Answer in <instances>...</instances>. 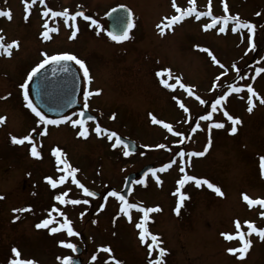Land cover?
<instances>
[{
	"label": "rangeland",
	"instance_id": "rangeland-1",
	"mask_svg": "<svg viewBox=\"0 0 264 264\" xmlns=\"http://www.w3.org/2000/svg\"><path fill=\"white\" fill-rule=\"evenodd\" d=\"M176 3L182 9L190 6L188 0H176ZM224 3L228 7V15L239 16L247 22H250L253 12L264 8V0H211L213 16L225 15ZM208 4L209 0H195L197 11L206 12ZM40 5L38 0L31 6L29 14L25 12L24 0H0V10L12 13L10 21L0 17V34L5 36V43L19 42V48L13 50L11 57L0 55V116L6 118L0 124V196L4 197L0 199V264H9L14 258L11 252L14 247L20 251L21 259H32L37 264H61L63 257H72V252L61 246L60 241L80 247L82 264H114L113 257L120 264H149L158 252L154 250L151 257L148 255L150 238L143 244L140 242L139 229L135 225L143 213L131 210L129 222L119 212L121 205L116 197L108 196L105 200L85 197L71 176L53 189L45 178L58 179L63 174L58 168H63V164L57 165L52 149L61 148L64 153L62 159L79 169L76 179L100 195L112 190L118 192L125 177L146 164L161 168L169 163L174 150L182 145L185 138L186 144L181 146V150L198 152L203 140L209 135L211 137L212 133L202 135L197 130L192 131L197 123L200 129L204 127L198 119L200 110L195 97L199 96L198 89L211 79V68L206 63L213 61L215 43L220 47L219 60L226 54L225 44L229 41L233 24L230 22L223 33L219 32L220 24L205 30L204 25L210 23V17L196 19L192 15L181 24L174 25L173 31L165 29L161 35L157 23L164 21L165 17L177 15L169 0H45V5L51 9L55 5L57 11L67 9L70 14L83 8L84 14L95 18L99 24L113 6H125L133 13L137 27L129 33L130 38L122 46H111L107 38L96 40L91 36V27L80 21H75L78 28L76 37L70 38L72 22L66 25L62 17H55L59 25L58 44L40 45L48 52H69L77 56L86 62L93 76L96 75L94 87L89 90L91 93L99 91L93 100V106L101 116L99 125L140 146L135 154L125 156L122 154L124 149L112 147L115 137L109 140L107 134L93 135L96 126L87 128L88 137L85 139L77 135L79 127L73 129L71 123L66 127L45 129L38 117L32 118L24 113L26 104L18 84L24 71L27 74L31 62L33 64L38 58L37 43L45 40L42 20L37 18L45 5L43 9ZM251 11V17L246 18ZM44 18L48 25L53 23L51 14ZM26 39L32 40L31 49ZM224 61L227 62L226 59ZM161 69H171L173 77H180L184 85L192 88L194 95H190V100L184 92L181 94L180 86L168 89L160 83L161 78L156 76V72ZM105 72L108 73L106 77L103 76ZM169 83H175V80H169ZM180 103L189 111L184 112L179 107ZM152 116L171 124L173 131L182 133L183 137L173 135L162 124L153 123ZM246 119L248 126L235 138L226 137L221 130L215 141L217 152L213 149L204 161L191 157L189 164L187 156L183 161L174 157L176 163L167 171L156 174L161 184H157L153 175L144 183L133 184L128 202L161 209L149 214L146 226L160 237V247L166 249L164 264H264V241L259 243L257 239H251L245 258L238 259L239 253L229 254L226 249L240 247L239 240L229 241L221 235L234 234L233 221L237 219L245 231L247 228L243 222H254L252 215L264 212L259 205L247 211L240 200L242 194L253 199L264 198V176L258 173L261 171L260 157L264 156V113L247 116ZM205 128L206 131L209 124ZM42 130L47 134H37ZM29 133L36 135L33 143L41 153L40 158L30 154L31 145L27 142L23 145L11 142V136L21 138ZM160 144L165 147H157ZM200 162H203L202 166ZM181 165L190 176H208L218 180L224 193L219 196L220 201L212 207L205 206V202L209 203L208 197L188 184L185 185L186 190L180 189L188 199L177 215L174 208L178 195L173 193L179 187L178 180L186 175L179 171ZM62 193H67L65 200H88V203L61 204L55 197ZM24 207H30L31 211H13ZM61 212L71 221L77 234L70 237L66 230L61 229L52 238H46L43 228L38 229L35 225L50 218L52 223L47 227L50 232L52 227L63 223ZM256 224L264 228V220L256 221ZM102 246L109 247L111 253L101 251ZM92 256L96 259L92 260Z\"/></svg>",
	"mask_w": 264,
	"mask_h": 264
},
{
	"label": "snow or ice",
	"instance_id": "snow-or-ice-1",
	"mask_svg": "<svg viewBox=\"0 0 264 264\" xmlns=\"http://www.w3.org/2000/svg\"><path fill=\"white\" fill-rule=\"evenodd\" d=\"M36 2H37V0H24L25 12L30 14V8L32 5L36 4ZM188 2H189L190 6L186 9H182L181 7H179L177 5L176 0H172V7L175 9V12L177 13V15H172L171 17H165L164 21H162L161 24L157 25V28L159 29L161 35L164 34L165 28H170L173 24L182 21L186 17L195 15L196 19H200L203 16H208V17H210V23L204 25L205 30H208L209 28H212V27L216 26L217 24H220L221 26L219 27V32L223 33L226 31V28L229 25V23L232 22V24H233V27L231 28L232 32L235 33L239 30L246 29L248 34H249V37H248L249 47H251V48L255 47V45L253 43V35L255 33V25L250 23V22H247V21H242L239 16L228 15L227 14L228 13V7H227L226 3H224L225 15L222 17H215V16H213L212 11H211V0H209L208 10L206 12L197 11V9L195 7V0H188ZM39 3L41 5H45V0H39ZM121 7H123V6H121ZM112 11L116 12L117 9H113ZM49 14H51L52 17L64 18V23L66 25L69 24V21L72 22L70 25V27L72 28V33H71L70 38L76 37L78 28L75 24V21H76L77 17H83V19L85 21H91V25L95 26V28L97 30V34H99V31L102 30L101 25L96 20L92 19L90 16L85 15L83 13V11H77L74 14H70L67 9H65L63 11H53L51 8H48L47 5H45V9L42 12V15L44 17H48ZM257 15H259V13H257ZM0 17H6L10 21L12 19V13L10 10H8V11L0 10ZM25 19H27V16L25 17ZM165 21H166V23H165ZM134 27H135V25L133 22V13L131 12V10H126V15L124 17H119V16L116 17L115 28L112 31H108L107 35L111 40H113L117 43H120V42L125 41V40L130 38L129 33H130L131 29H133ZM43 28L45 29V31L42 32V36L45 40L50 39V36H49L50 32L58 30L56 28H50L47 22H45L43 24ZM0 31H2V30H0ZM18 48H19V42L18 41L13 40L9 43H5V36L0 34V55L11 57L13 50L18 49ZM203 51L207 52L208 49H203ZM209 54L211 55V53H209ZM42 55L44 56V59L41 61V63H39L36 67H34L31 70V72L28 73L27 79L29 81L32 80V78L37 75V73L39 72L40 69H42L46 64H49L50 62L51 63H60L61 61H74L75 64L79 65V68L82 70L84 81L90 82L91 77H90L89 69L86 65V62L82 59L77 58V56L69 54V53H62V54H55V55H47L46 53H43ZM212 59L215 63L219 64V61H217L214 56L212 57ZM220 67L223 68L224 65L221 64ZM232 67L236 68L235 65H233ZM237 72H239L238 69H237ZM262 72H264V68H257L256 69L257 75H259ZM156 76L161 78L160 83L165 88L175 89V87L177 85H179L181 88H183L185 91H187L189 95H194L192 88L190 86L184 85L181 82L180 77H173L172 76L171 69H161V70L156 72ZM172 79L175 80V83H169V80H172ZM217 80H219V77H217ZM213 87H215V85H213ZM21 88L24 90L23 91V99L26 102V107L28 109H30L31 112L34 113L36 117L39 118V122L41 123V125H44V126L56 125V124L61 122V121L54 120V119H48L33 104L32 100L29 98V95H28L27 82L22 84ZM241 91H243V89L240 87H236L234 85H228V91L223 93L222 95H220L219 98L215 99L214 103H212V105H211L212 112L216 111L217 106L221 105L222 102H224L227 99V96L229 94L239 93ZM247 93H248L247 111L249 113H251L253 111V108L255 107L253 98L255 97L256 99L259 100V102L261 104H264V97H260L259 94L254 90V88L250 84L247 85ZM95 94L98 95L99 91H97ZM91 95H93V93H91L89 91L84 92V98H85V102L83 104L84 110H87V108H88L87 100ZM195 98L198 101H200L201 104L205 103V101L202 100L199 96H196ZM179 107L182 108L184 110V112L189 111L188 108L185 107V105L183 103H180ZM212 112H209L207 115H202L200 117V120H209L210 121L212 119ZM224 115L227 117V119L229 121H231L232 127L230 129V133L235 134L237 131L236 125L241 123L240 119L229 115L227 113V111L224 112ZM79 116L81 117V119H74V120L70 119V118H63V119L68 120V122H70L72 127H74V128L79 126V131H78L77 135L86 139L88 137V129L85 126L86 120L83 119L84 111H81L79 113ZM151 118H152L153 123L162 124L163 127L165 129H167L169 132H171L173 135L183 137L182 133L173 131L171 124L160 121L155 116H152ZM87 119L93 120L95 118L89 116V117H87ZM5 120H6L5 117L0 116V124H3L5 122ZM223 127H224V124L221 122L211 123L209 125V133L211 132L212 128L219 129V128H223ZM199 128H200V125H199V123H197L196 127L193 128L192 131H196ZM32 131L36 132L35 129H33ZM94 131L97 134V136H100L101 134H107V138L109 140H112L115 137L116 138L115 143L112 145V147L115 148L118 145H123L125 148V151L123 154L125 156H128L130 154V152H129L130 146L127 144H124V141L121 138H119L115 132H109L107 129L101 128V126L99 124L96 125ZM37 134L46 135L47 133H46V130H42V131L38 132ZM11 142L13 144H17V145H23V144H25V142H27L28 144L31 145L30 154L35 158H40L41 153L37 150V146L35 145V143H33L32 133L24 135L21 138H17L16 136H11ZM210 146H211V137L209 135L208 143L205 146L203 151L187 152V153H185L184 151H179L178 155L182 161H183L184 157L187 156L189 158L188 163L190 164V158L191 157H202V156H204L208 152V149ZM157 147L164 148L165 145L160 144V145H157ZM52 155L56 158L57 165L63 164V168H58V170L63 173L62 175L59 176L58 179H54L52 177H46L45 178L46 182L53 189L57 188V186L59 184H63L66 181V179L69 176H71L72 182L83 190L84 195L89 196V197H93L96 195L94 192L90 191L87 187H85L83 184H81L79 180L76 179V173L79 171V169L72 167L67 162L66 159H62V157L64 156V153L59 147L52 149ZM174 163H176V161L173 160L167 164H164L159 169H152L151 170L152 175L154 177H156V182L158 185L161 184L162 181L160 180V178L158 176H156V173L158 171L159 172L166 171ZM259 167L261 170V175L264 176V156L260 157ZM179 171L181 173H184L185 168L183 167V165H181L179 167ZM188 181H194L195 185L197 187H200L201 185H207V187L209 189H211L213 192H215L217 195H219V196L224 195L221 188L214 185L209 180L198 179V178H195L193 176L184 175L182 179L178 180L177 183H178L179 187L177 188L176 192L173 193V195H178V201H177V204H176L175 209H174V211L177 215L180 214L181 208L184 205V201L186 199H188V197L180 191V189ZM137 183H144V182L143 181H137ZM66 195H67V193H62L60 195H57L55 197V199L61 204L71 203V204L75 205V204H80L81 202H83L85 204L88 203V200H84V201H80L78 199L65 200L64 197ZM108 196L116 197L120 201L121 206H120L119 212L121 214H123L124 216H126L129 219V222H131V215H130L131 210L135 209V210L143 213L141 220L138 223H136V225H135V227L137 229H139L140 242L143 244L146 242L147 238H150L151 243H149L147 245L148 255L151 257L153 255L154 250L158 252V255L154 259L149 260V264H164L163 257L167 254L166 249L163 247H160V243H161L160 237L156 234L151 233L146 226V222L149 219V214L153 213V212H159L161 209L159 207H143V206L138 205L136 203H130L125 199V197L123 195H121L120 193H118L116 191H110L108 193ZM242 198L247 203L249 208H252L253 206H256V205H259L261 208H264V198L253 199V198H250L247 194H242ZM0 199H4V197L0 196ZM101 207H103V205H101ZM13 211L18 212V213L30 212L31 208L30 207H24V208H19V209H13ZM53 211H57V210L53 209ZM60 215L64 216V213L61 212ZM260 215L262 217H264V212H261ZM16 219H19V216H17ZM51 223H52V220L50 218H46V219H43L40 223L36 224L35 226L38 229L42 228V227L47 228L49 226V224H51ZM233 223L235 226V233L234 234L221 233V235L226 240H229V241L233 240V239L239 240L240 247L228 248V249H226V251L229 254L239 253L237 258L238 259H244L246 256V253L249 251V249L251 247V240L246 238V237L251 236L254 233V234L258 235L262 241H264V228H258L254 224V222L244 221L243 224L247 228V233H245L242 230L241 222L238 219L234 220ZM61 229L66 230L67 235L70 237L77 234L71 225V221L66 216H64L63 223L59 227H52L50 229V232L55 233L57 231H60ZM60 244L63 247H66V248H69L73 251H76V245L73 243L60 241ZM101 251H103L105 253H111V249L109 247H103L102 246ZM11 252H12V255L14 258L9 261V264H37V262L32 260V259H21L20 258L21 253L15 247L11 249ZM58 259H60V258L58 257ZM91 259L95 260L96 256H92ZM112 259L114 261V264H120V262L118 260H115L114 257ZM62 264H73V262H72V259L70 257L65 256L62 259Z\"/></svg>",
	"mask_w": 264,
	"mask_h": 264
},
{
	"label": "flooded vegetation",
	"instance_id": "flooded-vegetation-1",
	"mask_svg": "<svg viewBox=\"0 0 264 264\" xmlns=\"http://www.w3.org/2000/svg\"><path fill=\"white\" fill-rule=\"evenodd\" d=\"M47 1H49V0H47ZM169 1L171 2L172 0H169ZM232 1L233 0H231V2ZM43 6L44 5H40L41 9H43ZM47 7L50 8L49 6H47ZM113 7H115V6H113ZM79 9L83 10V8H79ZM52 10L57 11L55 9V5L52 7ZM257 13H259V15H257ZM251 14H252V11L250 12L249 16H246L245 14H243V15L246 16V18H250ZM85 15H88V14H85ZM88 16H90V15H88ZM37 18H40L42 20V28H43V24L46 22L45 18L43 17L42 14L38 15ZM91 18L96 20L93 17H91ZM78 21H80L81 23H84V24L88 25L89 27H91V36L93 38H95L96 40L101 41L102 38H107L109 40V42L112 43L111 46H114V47L122 46L123 42L126 43V41H122L120 43H117L108 37L106 14L104 15L103 21L100 24L101 29L102 28L104 29V31L103 30L99 31L100 35L97 34L96 28L93 29L94 25H91V21H85L83 19V17H77L76 22H78ZM96 21L99 23L98 20H96ZM133 22L135 25L134 29H136V27H137L136 21H133ZM251 22H252V24L255 25V33L253 35V43L255 45L254 48L249 47V40H248L249 34H248L246 29H242V32L239 30L235 33L231 31L228 35L229 41H227V43L225 44V47L227 46V49L224 50V53H226V54L222 58L220 57V60L218 58V53H219V49H220L219 44L215 43L216 48L215 47L213 48L214 57L217 61H219V64L215 63L214 61H212V63H210V64L206 63V66L211 68L212 74H211V79H208L206 81V84L202 85L198 89L199 97L205 101V103L201 104L200 101L197 100V106H198V109L200 110V112H199L200 117L202 115H207L209 112H212V108H211L212 103H214L215 99L219 98L220 95H222L223 93L228 91V85H234L236 87H240L243 89V91H241L239 93L229 94L227 96V99L224 102H222L221 105L217 106L216 111L212 112V119L210 120L209 123L218 122L216 120V118H217L218 120H220L221 123L224 124V127L219 128V129H217V128L211 129V133H212L211 146L209 147L208 152L204 156L198 157L199 161H204L207 158V156L213 151V149H214V152H217V146H215V141H216V136L219 135L221 130L224 131V135L226 137H228L230 139L235 138L236 136H239L241 134V132H243L246 129V127L248 126V120L246 119L247 116L249 117V116H253V115H262L264 113V104H261L259 102V100L256 99L255 97L253 98L254 105H255V107L253 108V111L251 113H249L247 111V108H248L247 85H249V84L252 85V87L259 94V96L264 97V91H263V88H264V72L260 73L259 75L256 74L257 68H264V8L260 9L259 11L256 10L255 12H253V16L250 18V23ZM49 26L51 28L59 29L58 23L55 22V17H53V23ZM71 31H72V28H71ZM218 35H219V33H218ZM49 36L50 37L53 36V38L47 39L46 41L45 40L42 41V39H41L40 42L37 43L39 47L36 51V56L38 58L33 62V64L31 62V68H30L29 72H31V70L34 67H36L39 63H41V61L44 59V56L42 55L43 53H46L47 55L60 54L59 51L48 52L49 50H47L43 47H40V45L46 47V46L52 45L53 43L58 44L57 39L60 36L58 33V30L52 31V34H50ZM26 40H28V39H26ZM88 41H90V40H88ZM28 42H29L28 48L31 49L32 40L29 39ZM113 44H115V45H113ZM30 52H32V51H30ZM30 57H33V56L30 55ZM224 59H226L227 62H225ZM72 62L75 64L74 61H72ZM223 62H225V63H223ZM221 64L224 65L223 68L220 67ZM233 65H235L236 68H233L232 67ZM76 69L79 73L81 84H82V90L80 93V97L78 99V101L81 105V110H82L83 104L85 102L84 92L85 91L90 92L89 89L94 87L93 85L95 84L96 75L93 76L92 70L90 68H88L91 80H90V82H86L83 79V72L79 68V65H77V64H76ZM237 69L239 70V72H237ZM26 72L27 71H24L22 81L18 84V86L20 88H21V85L24 84L25 82H27V84H28L29 80L27 79V77H28L29 72L27 74H26ZM25 74H26V76H24ZM107 74L108 73L105 72L103 76L106 77ZM217 77H219V80H217ZM213 85H215V87H213ZM94 95H97V94L93 93V95H91L87 100V103H88L87 111H89L91 114L96 116L97 121L99 123L100 122L99 118L101 116L98 113L97 109L93 106V100L95 98H97L98 95L97 96H94ZM22 98H23V96H22ZM25 104H26V102H25ZM225 111H227V113L229 115L236 117V118H239L241 121L240 124L236 125L237 131L235 134L230 133V129L232 127V124H231V121H229L227 119V117L224 115ZM28 112L32 113L31 110L25 106L24 113L28 115ZM79 113H80V110L71 111L65 116V118H70L73 120L77 119L79 116ZM32 114H34V113H32ZM60 121L61 122L56 124V125H51V126L47 125L46 128H48L49 126L51 128H54V127L55 128L56 127L61 128L62 126H65L68 123H70V122H68V121L66 122L64 120L63 121L60 120ZM207 121H209V120H207ZM92 125L93 124H89V123L86 124V126H91V127H92ZM71 128L74 129V127H72V126H71ZM205 129L206 128L203 127L202 129H199V132L202 135L205 132L206 133L209 132V128L206 131H205ZM204 140H205V142H204ZM204 140L201 143V146H200L198 152L204 150L205 146L208 143L209 138L207 137ZM183 144H186V141H183ZM201 147H202V149H201ZM179 151H180L179 149L175 150L173 156H171L169 158V160L172 161L174 159V157H176V158L179 157V155H178ZM202 164H203V162L202 163L200 162L201 166H202ZM203 167H204V165H203ZM153 169H155V168L153 167ZM258 173L261 175V171ZM146 178H148V176ZM196 178L207 179L211 183H213L214 185L220 187L218 180L215 181L213 179H209L208 176H206V177L196 176ZM261 179H263V178H261ZM197 191H199L201 194H204L208 197V199H206V200L209 203L205 202L206 203L205 206L208 205L207 207H212L213 204H216V202L220 201L219 195H217L215 192H213L211 189H209L207 187V185H201L200 187H197ZM240 200H241V205L244 206L245 210H247V211L248 210H254L255 206H253L252 208H249L247 203L243 200V198H241ZM260 213L261 212L253 214L252 218L255 220L254 224L258 228H263L262 226L256 224V221H263L264 220V217H262L260 215ZM244 232L247 233V229ZM247 237L250 240L251 239H253V240L257 239V241H259V243L262 242L261 239L260 240L258 239V235L254 234V233L251 236H247ZM251 242H252V240H251Z\"/></svg>",
	"mask_w": 264,
	"mask_h": 264
},
{
	"label": "water",
	"instance_id": "water-1",
	"mask_svg": "<svg viewBox=\"0 0 264 264\" xmlns=\"http://www.w3.org/2000/svg\"><path fill=\"white\" fill-rule=\"evenodd\" d=\"M114 9H117V11L113 12L112 9L106 15L108 31L114 30L116 17H124L126 15V10H128L125 7H117ZM28 89V95L33 104L48 118L59 119L67 112L80 108L77 99L81 91V82L75 65L70 61H61L60 63H49L45 65L39 70L37 75L32 78ZM82 111H84L83 119L86 121H88L87 117H94L86 110ZM94 118L96 119V117ZM79 119H81L80 116ZM118 137L124 141V144L130 146V153H135L138 150V146L131 140L122 136ZM151 169L152 165L149 164L144 166L140 171L127 175L119 193L128 200L132 182L137 178H144ZM95 194V196L90 198L97 199L99 194ZM106 196L107 194H105L103 198ZM72 253L73 257L70 258L73 264H82L80 247L76 246V251L72 250Z\"/></svg>",
	"mask_w": 264,
	"mask_h": 264
},
{
	"label": "trees",
	"instance_id": "trees-1",
	"mask_svg": "<svg viewBox=\"0 0 264 264\" xmlns=\"http://www.w3.org/2000/svg\"><path fill=\"white\" fill-rule=\"evenodd\" d=\"M41 220V219H40ZM43 228V227H42ZM49 229L48 228H43V233H44V235H45V237L46 238H52L54 235H56L55 233H57V232H55L54 234L53 233H50L49 231H48Z\"/></svg>",
	"mask_w": 264,
	"mask_h": 264
},
{
	"label": "bare ground",
	"instance_id": "bare-ground-1",
	"mask_svg": "<svg viewBox=\"0 0 264 264\" xmlns=\"http://www.w3.org/2000/svg\"><path fill=\"white\" fill-rule=\"evenodd\" d=\"M181 26V25H180Z\"/></svg>",
	"mask_w": 264,
	"mask_h": 264
}]
</instances>
